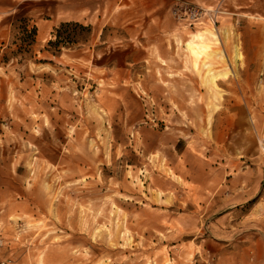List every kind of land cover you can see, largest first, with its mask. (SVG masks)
Segmentation results:
<instances>
[{
	"label": "rangeland",
	"instance_id": "rangeland-1",
	"mask_svg": "<svg viewBox=\"0 0 264 264\" xmlns=\"http://www.w3.org/2000/svg\"><path fill=\"white\" fill-rule=\"evenodd\" d=\"M243 11L264 24V0H0V264H264Z\"/></svg>",
	"mask_w": 264,
	"mask_h": 264
},
{
	"label": "crops",
	"instance_id": "crops-1",
	"mask_svg": "<svg viewBox=\"0 0 264 264\" xmlns=\"http://www.w3.org/2000/svg\"><path fill=\"white\" fill-rule=\"evenodd\" d=\"M245 13L240 12H229V14L221 15L222 21L230 26L232 24L239 32L242 34V37L245 42V46L247 47L248 53V61L252 64H257V66L264 65V55L258 54V50L264 48V24H256L250 18H248V14L252 13L253 11H243ZM220 24V26H222ZM259 38V39H258ZM255 50V54L253 51ZM250 115L252 114V108L249 103L246 104Z\"/></svg>",
	"mask_w": 264,
	"mask_h": 264
},
{
	"label": "built area",
	"instance_id": "built-area-1",
	"mask_svg": "<svg viewBox=\"0 0 264 264\" xmlns=\"http://www.w3.org/2000/svg\"><path fill=\"white\" fill-rule=\"evenodd\" d=\"M188 5L186 2H181V6ZM223 13L222 10L220 9H206V8H201L197 9L195 7H189L187 6L185 11H180L177 12L179 17L183 20L186 21V23L189 26H196L198 24H203L205 22L217 24L219 22V16L220 14ZM1 243V240H0ZM1 264H11L10 260L3 261Z\"/></svg>",
	"mask_w": 264,
	"mask_h": 264
},
{
	"label": "trees",
	"instance_id": "trees-1",
	"mask_svg": "<svg viewBox=\"0 0 264 264\" xmlns=\"http://www.w3.org/2000/svg\"><path fill=\"white\" fill-rule=\"evenodd\" d=\"M23 22H24L23 23L24 25L21 26V28L23 29V32L27 35L26 38H28V39L25 38V41H28L25 43H27L28 45H32L36 40L38 28L35 25L31 26V24L29 23V20H27V19H25V20L23 19ZM61 30H62L61 28L58 30V36H59L58 41H55V42L51 41L50 42L52 45L57 44L58 46H60L62 43H67L66 40H63L61 38V34H60ZM68 41H70V40H68Z\"/></svg>",
	"mask_w": 264,
	"mask_h": 264
}]
</instances>
